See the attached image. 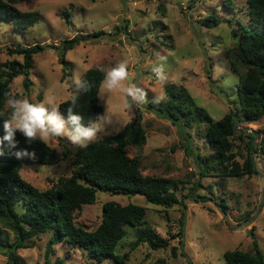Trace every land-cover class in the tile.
Returning a JSON list of instances; mask_svg holds the SVG:
<instances>
[{"label":"rangeland","instance_id":"rangeland-1","mask_svg":"<svg viewBox=\"0 0 264 264\" xmlns=\"http://www.w3.org/2000/svg\"><path fill=\"white\" fill-rule=\"evenodd\" d=\"M15 5L22 11L38 12L41 19L23 30L0 24V64L22 62L21 55L8 51L17 44L46 46L33 56L28 89L23 85V75L12 79L10 88L17 99L39 103L53 96L59 104L72 96L76 90L72 80L77 76L81 79L88 68L99 67L107 74L126 60L132 82L148 92L149 102L133 105L129 112L123 108L124 93L107 91L104 79L99 90V97H103L101 115L109 116L111 124L104 126L97 118L94 123L103 130L95 139L119 132L139 111L146 141L141 147L128 146V155L140 156L143 175L180 182L175 193L181 202L170 207L151 204L142 195L97 191L95 202L82 205L77 212V225L95 229L107 201L145 207L146 222L162 237L169 238V245L151 249L142 243L131 250L134 228L127 225V234L115 249L119 256L127 254L121 264H225L223 252L251 251L253 236L264 253V151L253 153L255 173L251 175L201 176L197 157L212 152L205 136L207 123L173 124L146 108L156 95H163L160 104L165 103L167 87L183 86L213 120L237 111L236 120L240 121L231 142L239 162L246 156L249 134L257 136L254 146L262 144L264 148V114L256 121H245L237 96L240 77L234 70L245 69L235 50L239 33L248 28L247 0H18ZM207 15L220 18V23L204 25L202 19ZM96 31H101L99 36L81 41L62 59L56 46L75 35ZM157 53L167 57L164 82L151 71L152 65L160 63ZM4 109L10 110L6 103ZM239 134L242 138H238ZM59 139L68 140L59 137L47 143L58 162L23 165L20 175L24 180L45 189L60 176L70 174L72 165L62 157ZM193 196L203 197L204 201H195ZM48 239V233L34 237L29 247L18 249L19 255L28 264H45ZM173 246L177 248L176 255L172 254ZM52 250L48 255L50 264L56 258H63L64 264L92 261L85 250L69 248L64 242L53 245ZM0 264H7L1 251ZM101 264L119 263L107 258Z\"/></svg>","mask_w":264,"mask_h":264},{"label":"trees","instance_id":"trees-1","mask_svg":"<svg viewBox=\"0 0 264 264\" xmlns=\"http://www.w3.org/2000/svg\"><path fill=\"white\" fill-rule=\"evenodd\" d=\"M17 1L0 0V24H10L15 29L23 30L41 19L36 11L17 8ZM246 11L248 28L239 33L235 50L245 69L240 71L234 67V70L240 77L237 87L239 109L243 112L245 121L252 122L264 114V0H247ZM220 21L215 15H207L202 19L206 26L217 25ZM100 33L101 31H96L93 34L75 35L56 47L60 49L63 59L65 52ZM233 34L237 35L236 32ZM45 47L39 43L29 46L17 44L8 51L21 55L22 62L12 60L0 64V113H3L0 115V136L4 134L3 121L9 118L11 112L5 110L4 105L7 99L5 94L12 93V79L23 75V85L28 89L32 83L28 76L33 66V56L42 52ZM105 76L103 69L91 67L81 77L91 87L89 91L79 92L74 111L84 117L85 125L94 123L98 115L103 113V104L98 97ZM166 89L168 100L163 104L149 103L146 107L148 110L170 119L173 124H189L191 121L207 123L205 136L212 152L203 158L197 157L199 175L214 173L220 177H241L255 173L253 153L258 149L264 151V148L262 144L253 145L255 134L251 133L248 135L244 160L239 162L236 159L237 152L233 150L231 138L236 132L233 123L237 111L231 110L218 120H213L196 104L185 87L173 85ZM73 94H76V90ZM15 95L17 98V94ZM71 97L59 103V111L65 119ZM180 117H183L182 120ZM238 138H242V135L239 134ZM16 139L19 141V148H28L35 153V157L16 159L7 149L0 156V251L6 257L7 264H28L19 255L18 249L29 247L33 238L42 233L49 234L45 264H50L48 255L53 251L52 246L62 242L69 248L85 250L92 259L90 264H101L107 258L121 264L127 254L119 256L115 249L127 234V225L134 228L131 250L142 243H147L151 249L169 245V238L162 237L146 222L145 207L132 203L122 205L114 201L105 202L101 222L93 230L75 222L82 205L95 202L97 191L142 195L149 203L163 207L181 202L175 193L179 189V181L143 175L140 156L128 155V146L141 147L146 141V130L141 121L137 122V117L125 123L119 132L95 139L87 147H79L68 140L59 139L62 157L71 163L72 168L68 176H60L45 189L24 180L20 169L23 165L57 163L54 149L39 140L29 145L19 132ZM193 197L195 201H204L203 197ZM178 235L181 243V228ZM171 250L176 255L177 248L173 246ZM223 258L225 264H264V253L254 236L251 251L226 250ZM52 264H64V259L56 258Z\"/></svg>","mask_w":264,"mask_h":264},{"label":"clouds","instance_id":"clouds-1","mask_svg":"<svg viewBox=\"0 0 264 264\" xmlns=\"http://www.w3.org/2000/svg\"><path fill=\"white\" fill-rule=\"evenodd\" d=\"M156 56L160 63L152 65L151 71L159 81L164 82L167 79L164 71V62L167 57L160 53ZM72 83L75 85L76 94L71 97L70 106L66 110V120L59 111V104L53 96H46L43 102L33 103L28 98L17 99L16 95L11 92L5 94L6 109H10L11 112L9 118L3 121L4 134L0 136V156H3L7 149L16 159L35 157V153L30 152L28 148L18 147L17 132L23 135L29 145L37 140L46 144L56 138L65 137L73 145L87 147L88 143L96 138L97 133L103 130L101 125L93 122L85 125L84 117L74 111L79 92L89 91L91 86L79 76L75 77ZM103 87L109 92L119 90L124 93L123 108L129 112L132 111L133 105H143L149 102L148 92L132 82L126 60L107 72ZM98 98L103 99L102 96ZM163 100V95H156L152 102L160 103ZM98 120L104 126L111 124V118L104 114L98 115ZM69 124L71 128L68 127Z\"/></svg>","mask_w":264,"mask_h":264},{"label":"water","instance_id":"water-1","mask_svg":"<svg viewBox=\"0 0 264 264\" xmlns=\"http://www.w3.org/2000/svg\"><path fill=\"white\" fill-rule=\"evenodd\" d=\"M139 121H140V112L138 111L137 122H139ZM238 121H240V120H235L234 123H233L235 128H237V122H238ZM256 137H257V136H256V134H255V135H254V139H255ZM254 139H253V142H252L253 145H254Z\"/></svg>","mask_w":264,"mask_h":264}]
</instances>
